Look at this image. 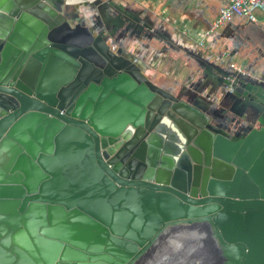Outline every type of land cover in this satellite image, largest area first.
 I'll list each match as a JSON object with an SVG mask.
<instances>
[{
    "label": "water",
    "instance_id": "obj_1",
    "mask_svg": "<svg viewBox=\"0 0 264 264\" xmlns=\"http://www.w3.org/2000/svg\"><path fill=\"white\" fill-rule=\"evenodd\" d=\"M115 1L0 0V264H264V55Z\"/></svg>",
    "mask_w": 264,
    "mask_h": 264
},
{
    "label": "crops",
    "instance_id": "obj_2",
    "mask_svg": "<svg viewBox=\"0 0 264 264\" xmlns=\"http://www.w3.org/2000/svg\"><path fill=\"white\" fill-rule=\"evenodd\" d=\"M119 2H123L125 4H130V6H137L140 3H144L145 6L156 7L163 5L162 1L157 0H118ZM181 1H175V6L172 7V11L170 14L171 18L175 19L171 25V33L182 41H185V46L190 49L199 50L204 53V50L198 46V38L203 30L206 28V25L209 21H213L217 16L221 7H223L226 3V0H216L215 5L217 6L212 12H204L201 9L189 10L186 7V3ZM150 9V8H149ZM164 10V9H163ZM163 13V12H162ZM175 13V14H174ZM169 16L165 15V17ZM164 18V15H163ZM259 22L256 24L249 23L247 21L236 20L234 25L238 27L232 32L231 42L235 47H238L239 50L235 54L234 63L239 65V67L248 66L249 63H252L255 58L261 57L264 55V15L258 14ZM166 20V19H163ZM175 23V24H174ZM171 25H169L171 27ZM181 28V29H180ZM180 29V30H179ZM225 28L219 29V32H222ZM231 38V36L229 37ZM202 41V40H201ZM205 42V40H204ZM231 42L229 43L231 46ZM196 43V45H195ZM201 45V42H200ZM213 47L217 44H213ZM218 47V48H217ZM214 50L222 48L221 46H217ZM229 54V53H228ZM174 72L175 68L170 67L166 69V71ZM258 73V72H257Z\"/></svg>",
    "mask_w": 264,
    "mask_h": 264
},
{
    "label": "built area",
    "instance_id": "obj_3",
    "mask_svg": "<svg viewBox=\"0 0 264 264\" xmlns=\"http://www.w3.org/2000/svg\"><path fill=\"white\" fill-rule=\"evenodd\" d=\"M259 13L264 15V0H226V5L220 10L219 15L213 22L211 30L204 34L201 46L204 45V40H206L212 32L221 29L228 22L235 19H244L253 24L258 23ZM228 56V53L223 55L224 58H227Z\"/></svg>",
    "mask_w": 264,
    "mask_h": 264
},
{
    "label": "flooded vegetation",
    "instance_id": "obj_4",
    "mask_svg": "<svg viewBox=\"0 0 264 264\" xmlns=\"http://www.w3.org/2000/svg\"><path fill=\"white\" fill-rule=\"evenodd\" d=\"M115 1V0H114ZM115 2H117V3H121L122 4V2L120 1H115ZM76 13H78V10L76 11ZM102 33H104V35H106V31H105V29H104V27H103V30H102Z\"/></svg>",
    "mask_w": 264,
    "mask_h": 264
}]
</instances>
